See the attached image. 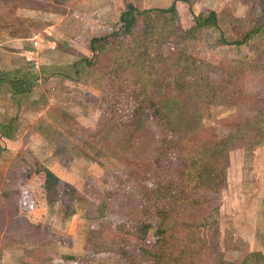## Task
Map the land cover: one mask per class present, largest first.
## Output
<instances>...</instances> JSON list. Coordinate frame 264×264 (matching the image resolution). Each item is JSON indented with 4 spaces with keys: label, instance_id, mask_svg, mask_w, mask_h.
Listing matches in <instances>:
<instances>
[{
    "label": "rangeland",
    "instance_id": "obj_1",
    "mask_svg": "<svg viewBox=\"0 0 264 264\" xmlns=\"http://www.w3.org/2000/svg\"><path fill=\"white\" fill-rule=\"evenodd\" d=\"M41 1L43 5L47 1L55 8L76 5V16L84 19L80 40L76 41L85 54L77 53L75 57L71 56L72 52L71 55L59 54L63 46L69 48L68 39L74 38L71 34H60L62 41H57L53 49L51 38L44 35L37 59L38 69L33 67L30 52L20 57L10 55L14 56L13 60L21 69L14 74V78L0 76V232L10 234L17 230L20 233V243H0V264H19L17 262L24 259L26 251L67 255V252L72 253V243L75 248L82 247L95 216V209L89 203L101 202L99 196L107 192L105 180L110 174L128 175L138 171L142 163L131 165L130 162L137 158L144 160L143 153L114 150L98 133L105 82L97 69L89 68L86 58L91 56L90 41L111 30L105 25L117 20L124 6L132 4L142 12L167 8L174 0ZM176 1L181 18V28L175 35L176 51L203 58L214 65H238L245 60H256L260 55L264 48V26L242 46H219V33L215 28L203 29L200 41L191 40L190 33L195 26L193 16L204 18L215 12L218 16L226 13L242 19L246 18L250 1L259 7L264 0ZM16 5L20 6L14 9ZM0 20L10 23L13 29H18L19 35L25 37L31 38L33 32L38 31L36 26L33 28V0H0ZM223 30L227 40L237 39L236 27H225ZM25 44L29 49L31 43L26 41ZM8 63L0 59V68H11ZM262 66V71L246 73L243 79L244 97L238 107H230L222 99L209 108L205 107L204 101L192 106L194 112L199 108L196 122L200 125L195 130L198 136H205L213 128L221 132L222 125L229 119L240 116L252 119L255 116L261 102L254 94L264 89V64ZM170 124L174 130L169 156L176 166L189 156L187 144L191 133L178 123L174 114H171ZM142 133L145 143L156 141L153 131L145 129ZM59 146H62L63 152L55 155V148ZM30 157L59 177L56 195L47 197L42 176L23 170L31 165ZM226 165V184L214 194L210 193L208 203H196L193 198L175 202L174 214L169 216L159 236L161 243L175 255L183 251L191 252L194 264H215L214 256H219L228 264H242L248 254L264 255V147L232 151ZM64 183L78 189L85 199L67 192L62 188ZM112 201L118 202L115 203L118 205L116 211L107 215L108 222L118 224L124 218H134L136 222L147 218L153 220L126 199L113 197ZM210 210H215L218 217L219 237L214 242V256L210 234L215 226L211 229L203 225ZM213 219L214 216L208 217V220ZM30 220L37 222L32 224L35 229L28 226ZM157 229L155 221L153 226L145 227L141 244L150 246ZM48 237L52 239V244L48 245ZM1 244L11 245L2 248ZM22 246H25L24 249ZM17 247L20 254L24 253L23 257L14 253ZM84 251L73 256L87 258L92 255ZM182 260L187 262L188 257L184 256ZM91 264L120 262L113 254H101L95 255Z\"/></svg>",
    "mask_w": 264,
    "mask_h": 264
},
{
    "label": "trees",
    "instance_id": "obj_2",
    "mask_svg": "<svg viewBox=\"0 0 264 264\" xmlns=\"http://www.w3.org/2000/svg\"><path fill=\"white\" fill-rule=\"evenodd\" d=\"M250 3L246 18L242 19L226 13L218 16L215 12L204 18L193 16L195 26L191 29L190 39L200 41L203 29L215 28L219 33V46L247 44L251 36L258 34L264 26V4L256 7L254 1ZM176 4L174 0L167 8L142 12L128 4L121 9L117 20L105 25L111 29L107 34L90 41L91 56L86 58L87 65L97 69L105 82L98 133L114 150L133 154L141 152L145 156L144 160L137 158L130 162L131 165L142 163L140 169L135 166L138 171L128 175L110 174L104 182L107 192L104 196L98 195L101 202L89 203L95 209V216L83 249L92 255L82 258L26 251L20 264H91L95 255L101 254L117 256L120 264H194L191 252L182 250L175 255L161 243L159 236L169 216L174 214L175 202L193 198L196 203H208L210 193L214 194L226 184L224 172L230 152L246 147H264V89L254 94L261 105L252 119L245 116L229 119L222 125L221 132L213 128L205 136L195 133L200 125L196 122L199 108L194 112L192 106L204 101L205 107L209 108L222 99L226 105L238 107L244 97L246 73L263 70L264 48L256 60H245L238 65H214L203 58L176 51L175 35L181 28ZM33 7L55 14L67 13L63 7L55 8L38 1H33ZM225 27L237 28L236 40L229 41L224 37ZM171 114L191 133L187 144L189 156L180 160L178 166H174L169 156L174 130L170 124ZM145 129L154 132L155 142H144L142 132ZM62 150L59 146L54 154L59 155ZM30 159L31 165L23 170L42 176L47 197L56 195L59 177L35 158ZM17 165L19 162L15 167ZM62 188L84 197L69 183L62 184ZM86 189L92 191L91 187L86 186ZM113 197L136 204L143 215L153 220L147 218L136 222L134 218H124L118 224L108 222L109 212L117 210L118 204L115 203L118 202L112 201ZM208 215L214 219L205 217L203 225L211 229L215 226L210 234L214 256V242L219 237L218 217L215 210H210ZM154 221L158 225L154 232L156 236L150 246H144L140 240L142 230L153 226ZM28 226L35 229L31 223ZM19 234L17 230L10 234L0 232V243H20ZM184 256L188 257V263L182 260ZM214 258L215 264H228L219 256ZM242 264H264V255L248 254Z\"/></svg>",
    "mask_w": 264,
    "mask_h": 264
},
{
    "label": "crops",
    "instance_id": "obj_3",
    "mask_svg": "<svg viewBox=\"0 0 264 264\" xmlns=\"http://www.w3.org/2000/svg\"><path fill=\"white\" fill-rule=\"evenodd\" d=\"M33 1L42 2L41 0H33ZM44 3L46 5L50 4L47 1H45ZM64 8H66L67 13L62 15V14H55L52 11H49V12L39 11L38 9H35L33 7V28L34 26H36V29L38 30L37 32H33V35L35 33H40L43 39H44V35H46V37H50L51 38L50 42L51 44H53V46H51V49H53L54 44L56 45L57 41H62L60 40V34H65V33H68V35L71 34L72 36H74V38L68 39L69 44L68 43L67 44L69 48L65 49V47L63 46L61 48L62 50L61 51L59 50V54L63 55V54L69 53V55H71L70 53L72 52L73 53V55H71L72 57H75L77 53L85 54L83 51L79 49V46L76 41V40H80L79 33H80V30H81L80 28H81V25L84 19H82L78 15L76 16V10H77L76 5H72V6L66 5L64 6ZM3 21L0 20V59H2L3 63L4 61L6 63L10 61L8 65L10 66L12 65V66L9 69L3 68L5 70L1 69L2 68L1 67L0 76L4 77V75H7V76L9 75L14 78V74L18 73V70H20L21 68H19L20 66H17L15 61L13 60L14 56H10V55H15L16 57L25 56L27 52H29V50L31 49V44H30V48L27 49L25 43L26 41L31 43L30 41L31 38L19 35L18 29H13L10 23H7V22L4 23ZM75 36H76V39H75ZM29 223L33 224L37 222L30 220ZM46 234L49 235V233H46ZM51 240L52 239L48 237V242H49V243L47 242L48 245L52 244ZM10 245L11 244H1V247L5 248L6 246H10ZM22 247L24 249L25 246H22ZM47 248L48 247H46L45 249ZM19 249L20 248L17 247L13 251L15 254H18L23 257L24 253L22 252L20 254ZM45 249L43 251H45ZM70 251H72V253L67 252L68 253L67 255H71V256L80 255V252L81 253L85 252L83 250V246L81 247L80 245L79 247L75 248L73 243L70 246ZM46 252L48 251L46 250ZM22 260L23 259L21 258L17 263L20 264Z\"/></svg>",
    "mask_w": 264,
    "mask_h": 264
},
{
    "label": "built area",
    "instance_id": "obj_4",
    "mask_svg": "<svg viewBox=\"0 0 264 264\" xmlns=\"http://www.w3.org/2000/svg\"><path fill=\"white\" fill-rule=\"evenodd\" d=\"M43 38L42 35L40 33H35L32 37H31V51L30 55L31 57H33V67L34 69H38V56H39V48L42 44Z\"/></svg>",
    "mask_w": 264,
    "mask_h": 264
}]
</instances>
